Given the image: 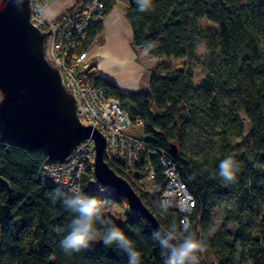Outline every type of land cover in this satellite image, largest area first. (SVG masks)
I'll use <instances>...</instances> for the list:
<instances>
[{
	"label": "trees",
	"instance_id": "trees-1",
	"mask_svg": "<svg viewBox=\"0 0 264 264\" xmlns=\"http://www.w3.org/2000/svg\"><path fill=\"white\" fill-rule=\"evenodd\" d=\"M103 1L106 14L113 2ZM124 14L133 46L145 51L153 44L145 53L160 60L148 91L123 93L98 75L92 82L117 98L132 122H142L155 155L139 157L138 167L139 172L153 167L152 196L109 167L129 182L162 229L172 224L182 229L176 209L159 207L165 178L158 151L174 144L171 160L194 199L188 231L201 242L204 236L208 254L203 263L198 253V264H264V0H153L144 12L136 0H127ZM202 20L210 26L202 27ZM100 31L101 22L89 31L85 45ZM201 56L202 74L194 84L190 62ZM172 59L183 62L175 66ZM244 119L249 123L246 135ZM237 139L243 145H235ZM229 156L239 166L233 183L219 177V163ZM46 158L40 148L13 145L0 137V264H128L125 252L102 241L71 255L60 248L74 214L59 200L53 202L56 187L39 182ZM90 177L86 169L80 189L99 200ZM223 199L234 208L225 209L224 222L210 233L213 212ZM120 201L113 193L105 202ZM104 218L132 241L141 264H163L164 253L152 239L156 229L145 216L137 212L131 220Z\"/></svg>",
	"mask_w": 264,
	"mask_h": 264
},
{
	"label": "built area",
	"instance_id": "built-area-1",
	"mask_svg": "<svg viewBox=\"0 0 264 264\" xmlns=\"http://www.w3.org/2000/svg\"><path fill=\"white\" fill-rule=\"evenodd\" d=\"M48 1L28 0L29 21L39 30L46 32L45 57L58 69L62 84L73 96L80 123L92 126L102 133L105 140L104 160L133 182L139 157L144 154L153 157L155 152L150 150L149 142L144 136L126 131L132 121L119 100L106 96L101 87L91 82L94 74L87 73L88 68L82 67L87 57L84 46L89 31L105 16L104 1L82 0L75 10L51 22L41 19L42 9ZM133 123L142 124L140 119ZM158 152L163 167L161 173L165 178L160 205L165 206L163 211L176 209L182 215L181 222L184 227L194 207L193 196L180 180L171 160L175 159V154L169 149H161ZM94 157L93 140L84 139L64 158H46L39 168L38 180L44 186L66 188L76 185L80 188L82 173L89 169L92 191L99 195V200L104 204L106 199L112 196L114 189L99 183L95 178ZM143 172L149 180L154 177L151 165Z\"/></svg>",
	"mask_w": 264,
	"mask_h": 264
},
{
	"label": "water",
	"instance_id": "water-1",
	"mask_svg": "<svg viewBox=\"0 0 264 264\" xmlns=\"http://www.w3.org/2000/svg\"><path fill=\"white\" fill-rule=\"evenodd\" d=\"M45 36L29 21L28 0H0V137L13 145L40 148L49 159H62L91 138L97 181L111 186L155 229L162 228L129 182L104 160L102 133L78 120L73 96L45 57ZM169 150L176 153V146L170 144Z\"/></svg>",
	"mask_w": 264,
	"mask_h": 264
},
{
	"label": "clouds",
	"instance_id": "clouds-1",
	"mask_svg": "<svg viewBox=\"0 0 264 264\" xmlns=\"http://www.w3.org/2000/svg\"><path fill=\"white\" fill-rule=\"evenodd\" d=\"M141 12L152 7L153 0H136ZM154 45L149 43L145 52ZM239 170L238 163L231 156L219 163V177L227 182L236 180ZM59 200L63 207L73 215L68 225L69 231L60 241V248L68 255L88 249L94 242L102 241L106 247L116 245L128 256V264H141V253L137 251L132 241L116 225L104 218V205L94 196L87 195L81 189L72 185L66 188H57L53 202ZM163 211L164 205H159ZM155 240L164 253L163 264H198V253L206 251L204 244L189 233L188 226L182 229L175 224L167 230L158 228L153 231Z\"/></svg>",
	"mask_w": 264,
	"mask_h": 264
},
{
	"label": "crops",
	"instance_id": "crops-1",
	"mask_svg": "<svg viewBox=\"0 0 264 264\" xmlns=\"http://www.w3.org/2000/svg\"><path fill=\"white\" fill-rule=\"evenodd\" d=\"M114 1L112 0V7L101 21V31L94 36L87 48L88 56L91 58L90 62L94 61L96 75L114 83L120 92L128 94L147 92L151 70L144 69L134 62L131 27L125 14L121 13L120 3ZM73 3L75 0H51L47 5L46 13L48 16H55ZM123 4L127 6V3ZM134 48L139 49L140 47L134 46ZM139 50L147 56L143 48ZM97 57L98 61H96ZM119 59L124 60L123 68L130 67L131 69L128 85L123 83L124 78L126 79L125 75H120L121 78L117 79L102 68L103 61L113 63L112 61L117 62Z\"/></svg>",
	"mask_w": 264,
	"mask_h": 264
},
{
	"label": "rangeland",
	"instance_id": "rangeland-1",
	"mask_svg": "<svg viewBox=\"0 0 264 264\" xmlns=\"http://www.w3.org/2000/svg\"><path fill=\"white\" fill-rule=\"evenodd\" d=\"M50 1L51 0H49L48 3H46V5L43 7L42 14H41V19H44V21L46 20L48 22L58 20L62 16H64V15L70 13L71 11L75 10L78 6V4H76L73 7V5L75 4V3H73L70 7L64 9L59 14H57L55 16H48L46 13V8H47V5L49 4ZM76 1L77 0H75V2ZM80 1H82V0H80ZM115 1H117V3H120L119 8L121 10V13L124 14L126 4L124 5L123 3H127V0H115ZM201 25H202V27L210 26L209 22H207L205 20L201 21ZM89 45L84 46V49L86 51H87V48ZM138 47H140V46H138ZM131 48H132L134 62L141 65L144 69H149L152 72L156 68L158 63L160 62V60L155 58V57H147L143 53V51L139 50L140 48L142 49V47H140L139 49H136L133 46ZM49 54L52 56L50 51H49ZM201 54H202V45L198 47V55H201ZM100 56H101V53H100ZM90 59L91 58H89L88 52H87V57H86L85 63L83 64L82 67L88 68L87 73H91V75L92 74L96 75V72L94 69V67H95L94 61L90 62ZM100 59H101V57H100ZM202 60H203V58L201 56L198 61H191L190 62L191 67H192L193 72H194V76H195L194 77V84L197 83V80L201 77L202 68H201L200 63L202 62ZM96 61H98V57H97ZM170 61H172L173 65H175V66H178L183 62V60H181V59H172ZM112 62L113 63L103 61V63H102L103 70H107L110 76H113L117 79L121 78L120 75H125L126 79L124 78L123 83L128 85L129 82L127 83V81L130 80L129 79V72L131 70L130 67L123 68V66H124L123 65V62H124L123 59H119L117 62L116 61H112ZM91 82H92V79H91ZM123 110L127 112L126 108H123ZM248 129H249V123L244 119V134L245 135L247 134ZM126 131L130 134H134L137 136H142V137L145 136V134L143 132L142 124L137 125V124L131 122L130 126L127 127ZM234 143L237 146L243 145L242 144L243 141L238 140V139L235 140ZM0 182H3L1 177H0ZM132 184L135 187H137V189L144 191V193L147 194L149 197L152 196L153 191L151 188L152 187L151 181L147 177H145L143 171L139 172V167H137V172H135V174H134V181L132 182ZM103 205H104V215L105 216H111L117 220H125V219L131 220L137 215V212L135 210H132L128 207L126 199L124 197H121L120 202H111V203L104 202ZM232 208H234V203L232 201H227V200L223 199L220 202L218 207L213 212L212 226H211V229L209 230L210 233L216 231L218 229V227L224 222L225 209H232ZM228 226L231 227L230 224H228ZM202 243H204V236L202 238ZM199 256H200V260L203 263L205 261H208L207 250L204 251L203 253H200Z\"/></svg>",
	"mask_w": 264,
	"mask_h": 264
}]
</instances>
